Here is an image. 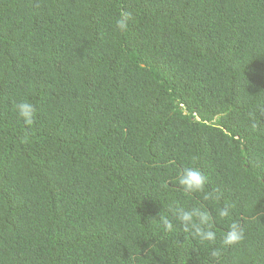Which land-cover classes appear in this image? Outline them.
I'll list each match as a JSON object with an SVG mask.
<instances>
[{
	"label": "trees",
	"instance_id": "16d2710c",
	"mask_svg": "<svg viewBox=\"0 0 264 264\" xmlns=\"http://www.w3.org/2000/svg\"><path fill=\"white\" fill-rule=\"evenodd\" d=\"M170 207L207 210L215 244L166 232ZM262 212L264 0H0V264H264Z\"/></svg>",
	"mask_w": 264,
	"mask_h": 264
},
{
	"label": "clouds",
	"instance_id": "9594fccd",
	"mask_svg": "<svg viewBox=\"0 0 264 264\" xmlns=\"http://www.w3.org/2000/svg\"><path fill=\"white\" fill-rule=\"evenodd\" d=\"M132 15L130 12L122 11L115 21L116 27L125 30L128 27ZM15 109L18 117L26 126H32L36 118V108L28 100H20L16 103ZM257 126L255 123L252 125ZM177 183L185 193H200L204 201L215 202L220 199L218 193L206 190L207 177L196 167H184L177 175ZM230 204L215 209L216 218L224 220L230 216ZM169 215L158 213L159 222L166 232H173L175 224L178 223L183 232L197 240L201 245H214L217 240L216 232L210 227L213 222L211 214L205 210L191 209L183 207H170ZM264 214V212L259 213ZM148 218L155 219L151 216ZM175 222V223H174ZM245 227L238 221L231 222L221 238V248L212 247L210 256L218 259L221 256V249H232L244 244L246 241Z\"/></svg>",
	"mask_w": 264,
	"mask_h": 264
}]
</instances>
